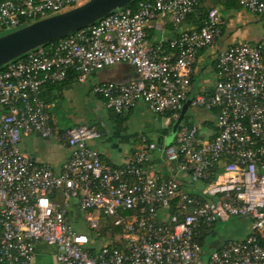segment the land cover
Listing matches in <instances>:
<instances>
[{"label": "built area", "instance_id": "built-area-1", "mask_svg": "<svg viewBox=\"0 0 264 264\" xmlns=\"http://www.w3.org/2000/svg\"><path fill=\"white\" fill-rule=\"evenodd\" d=\"M86 1L0 0V34ZM203 1L138 0L2 67L0 264H33L41 242L57 248L59 264H264V38L216 49L222 30L213 8L199 28L167 43L148 40L150 22L169 16L178 29L198 16ZM234 1L263 18L264 29V0ZM208 49H216L214 87L191 96L196 61ZM118 64L130 65L137 80L94 86L107 110L123 114L143 103L167 123L186 103L213 113L211 139L184 124L162 150L165 163L177 168L171 176L146 169L154 151L146 140L123 167H112L88 145L100 130L79 125L61 134L51 120L44 86L63 84L71 74L82 83ZM28 133L63 139L73 149L60 173L21 155L18 145ZM58 190L78 200L89 230L98 232L102 218L113 219L122 234L97 248L52 202ZM232 218L248 220L250 234L206 253L200 242Z\"/></svg>", "mask_w": 264, "mask_h": 264}, {"label": "crops", "instance_id": "crops-1", "mask_svg": "<svg viewBox=\"0 0 264 264\" xmlns=\"http://www.w3.org/2000/svg\"><path fill=\"white\" fill-rule=\"evenodd\" d=\"M202 3L205 4V8H216L220 13L222 33L216 49H225L242 42L258 43L264 38L263 18L242 9L234 0H204ZM170 21L169 16H164L149 23L147 34L151 44L159 41L167 43L176 38L180 31L195 26V19L192 18L178 29H174ZM154 25L161 26L162 30L154 28ZM216 49L204 50L199 54L195 64L191 96L197 92L211 91L214 87ZM136 80L137 75L130 65L118 64L91 74L82 83L77 82L75 77L63 84L46 86L42 92V99L50 105L51 120L61 134L64 130L79 124L100 130L101 136L88 145L100 154L106 164L123 167L127 159L141 148L143 140H146L154 146L146 169L171 176L177 168L165 163L162 150L174 144L179 127L184 124L198 126L200 133L211 139L213 113L184 105L177 119L167 123L166 116H156L143 103H139L129 112L116 114L107 110L101 98L92 92L96 85L109 83L124 86ZM2 113L3 110L0 109V114ZM168 129L171 130L170 133ZM18 148L21 155L36 165L50 167L54 173H60L73 154V149L67 147L63 139L44 140L35 133L22 135ZM186 190L192 191L188 188ZM52 202L66 210V221L74 231L91 235L85 216L78 208L77 199L66 198L63 191L58 190L52 197ZM106 220L108 219L102 218L101 222ZM121 234L116 233L111 238H97V242L93 244L97 248L107 245L113 237ZM207 237L208 235L200 242L201 247L202 244L206 247V253L230 241L215 240L210 244ZM57 251L55 246L39 243L36 246L33 264H59L56 260Z\"/></svg>", "mask_w": 264, "mask_h": 264}, {"label": "water", "instance_id": "water-1", "mask_svg": "<svg viewBox=\"0 0 264 264\" xmlns=\"http://www.w3.org/2000/svg\"><path fill=\"white\" fill-rule=\"evenodd\" d=\"M134 0H87L80 6L0 36V68L38 47L61 40L127 7ZM186 103L185 106H188Z\"/></svg>", "mask_w": 264, "mask_h": 264}, {"label": "rangeland", "instance_id": "rangeland-1", "mask_svg": "<svg viewBox=\"0 0 264 264\" xmlns=\"http://www.w3.org/2000/svg\"><path fill=\"white\" fill-rule=\"evenodd\" d=\"M81 4H79V5H81ZM7 33H10V32H6L4 34H7ZM4 34H0V36H2ZM212 57H213V55H212ZM73 125L74 124H71V126H73ZM76 125H78V124H76ZM170 132H171V130L168 129V133H170ZM214 228L215 229L213 230V232L211 234H209L207 237V241H209L210 244H212V242H214L215 240L237 241V240H240V239H243L244 237H246L248 234H250V231H251L250 230V222L248 220H244V219H240V218H232V219L228 220L227 222H223V223L220 222V223L216 224Z\"/></svg>", "mask_w": 264, "mask_h": 264}, {"label": "trees", "instance_id": "trees-1", "mask_svg": "<svg viewBox=\"0 0 264 264\" xmlns=\"http://www.w3.org/2000/svg\"><path fill=\"white\" fill-rule=\"evenodd\" d=\"M137 1L138 0H134L132 3H130L128 5V7H133L137 3ZM204 5H205L204 3H202L200 5V7L198 9V12H199L198 16L196 18H192L193 20L195 19V27H198V28L201 27L202 22L204 21L208 11L210 10V9L205 8ZM0 70H2V68H0ZM70 78L74 79L75 75L71 74L69 79ZM46 86H52V85H46ZM46 86H44V87H46ZM189 193H191V192H189ZM116 233L121 234L120 227L119 228L115 227L114 222L108 219L103 223L101 222L98 232L91 231V235L89 236V239L91 240L92 243L93 242L96 243L98 240L97 238H99V239L104 238V237H110L111 238ZM202 241H204V240H202ZM262 244L264 245V239L262 240ZM202 247H203L204 251H207L204 244H202Z\"/></svg>", "mask_w": 264, "mask_h": 264}]
</instances>
